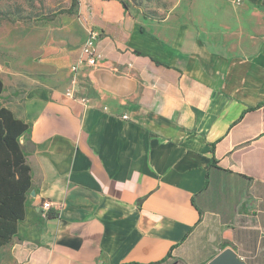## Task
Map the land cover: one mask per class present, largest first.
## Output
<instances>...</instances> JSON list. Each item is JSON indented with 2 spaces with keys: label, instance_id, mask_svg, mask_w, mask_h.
<instances>
[{
  "label": "crops",
  "instance_id": "1",
  "mask_svg": "<svg viewBox=\"0 0 264 264\" xmlns=\"http://www.w3.org/2000/svg\"><path fill=\"white\" fill-rule=\"evenodd\" d=\"M237 1L209 31L222 49L124 19L94 28L103 60L72 96L35 88L10 107L4 89L29 125L32 187L0 264H208L226 249L264 264V0Z\"/></svg>",
  "mask_w": 264,
  "mask_h": 264
},
{
  "label": "rangeland",
  "instance_id": "2",
  "mask_svg": "<svg viewBox=\"0 0 264 264\" xmlns=\"http://www.w3.org/2000/svg\"><path fill=\"white\" fill-rule=\"evenodd\" d=\"M239 6L237 0H0L1 10L18 11V17L25 19L0 21V78L6 88L5 103L10 107L23 104L35 88L67 93L71 67L89 28L104 32L107 25H121L124 19L146 27V19L151 18L153 23L185 25L198 39L213 42L216 51L222 45L209 31L217 28L226 32V27L221 28L225 11H238ZM69 9L70 14L62 13ZM159 27L153 25L158 32ZM235 30L233 37L239 34ZM252 34L261 35L259 30ZM257 48L253 45L251 51Z\"/></svg>",
  "mask_w": 264,
  "mask_h": 264
},
{
  "label": "trees",
  "instance_id": "3",
  "mask_svg": "<svg viewBox=\"0 0 264 264\" xmlns=\"http://www.w3.org/2000/svg\"><path fill=\"white\" fill-rule=\"evenodd\" d=\"M70 12L71 9L62 13ZM18 14V11L0 9V21L13 23L25 20ZM4 89L0 78V247L17 235L32 187L31 169L20 143V138L29 133V125L3 106L1 100Z\"/></svg>",
  "mask_w": 264,
  "mask_h": 264
},
{
  "label": "built area",
  "instance_id": "4",
  "mask_svg": "<svg viewBox=\"0 0 264 264\" xmlns=\"http://www.w3.org/2000/svg\"><path fill=\"white\" fill-rule=\"evenodd\" d=\"M101 38V32L97 29L90 28L86 32V37L80 47L77 61L72 65L70 70L71 86L77 85L81 81L82 69H93L103 60V54L98 50L97 44ZM68 96H72L70 91H67ZM84 102V100H83ZM126 118V116H124ZM55 204L49 200H45L41 204L42 214L45 217L46 213L52 210ZM56 208L59 209L58 206Z\"/></svg>",
  "mask_w": 264,
  "mask_h": 264
},
{
  "label": "water",
  "instance_id": "5",
  "mask_svg": "<svg viewBox=\"0 0 264 264\" xmlns=\"http://www.w3.org/2000/svg\"><path fill=\"white\" fill-rule=\"evenodd\" d=\"M23 138H20V143ZM208 264H245L239 260L231 249H226Z\"/></svg>",
  "mask_w": 264,
  "mask_h": 264
}]
</instances>
